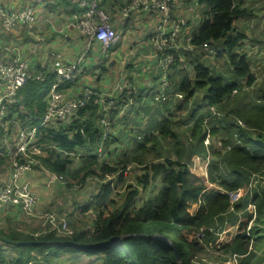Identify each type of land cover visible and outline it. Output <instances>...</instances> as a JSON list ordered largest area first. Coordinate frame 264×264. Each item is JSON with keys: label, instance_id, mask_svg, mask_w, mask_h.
Masks as SVG:
<instances>
[{"label": "trees", "instance_id": "obj_1", "mask_svg": "<svg viewBox=\"0 0 264 264\" xmlns=\"http://www.w3.org/2000/svg\"><path fill=\"white\" fill-rule=\"evenodd\" d=\"M124 2L99 0L98 6L107 10L104 7L115 6L116 9L119 5L117 9H120ZM196 2L202 4L203 9L186 36L191 48L170 46L164 49L172 56V63L163 72L167 81L163 86L164 99H154L156 90L152 86L146 93L123 86L115 92L116 98L108 109L109 130L104 136L99 122L102 111L93 94L72 110L68 122L54 127L49 124L36 127L35 143L40 145L42 153L38 158L43 167L64 177L74 176L68 166L74 158H81L85 163L88 160V173L101 178L96 192L78 208L83 212L92 206L95 216L90 228L71 230L67 235L43 231L34 236L22 229L0 226V240L10 246L13 253L8 257L2 256L0 251V264H49L50 259L60 258L61 253L69 254L71 262L77 260L81 264H191L192 250H188L185 243V235L191 228L202 227V237L207 241L214 240L216 232L225 224L235 221L239 226L245 224L250 217L245 210L246 202L256 200V188L252 187L253 195L247 193L248 196L245 194L233 203L234 211L229 209L225 191L246 186L250 175L264 168V0ZM68 5V12L77 9L74 4ZM187 24L184 20L181 26ZM204 54L219 60L221 67L208 64ZM99 58H93L92 65L90 61L85 64L80 75L91 72L93 67L99 70ZM103 63L101 61L100 66ZM185 67H188L187 73L182 72ZM161 69L159 67V73L153 75L157 83ZM75 81L66 80L56 88L68 96L79 95L77 91L65 90ZM52 82L53 74L48 69L43 79L29 78L17 88L14 102L7 109L9 130L15 122L38 124ZM92 90L97 92L94 87ZM171 109H185V112L176 119L171 117ZM139 110L147 113L146 122L136 119ZM113 127L127 130L128 137L123 140L122 148ZM206 133L209 141L204 148L202 140ZM2 137L0 128V165L7 166ZM165 137L170 145L157 151L160 139ZM150 150H155L156 155L144 160ZM194 153L208 156L206 181L216 188L206 187L202 175L198 177L189 172L188 160ZM127 160L143 165L134 176V186L126 182L130 188L120 206L106 210L109 194L122 183ZM105 177L107 179L103 180ZM155 178L158 179L156 188L153 187ZM147 185H150L147 193H141L147 190ZM262 188L257 208L260 212H264ZM192 202H198V206L190 214L187 206ZM263 230L264 226L252 227L249 234L261 241ZM144 233H156L166 240ZM232 240L231 245L222 244L223 250L245 252L247 237L243 231L236 232ZM170 244L176 247L178 260ZM190 248L195 250L197 246L191 241ZM251 252L238 257L236 264L264 262V256L252 261Z\"/></svg>", "mask_w": 264, "mask_h": 264}, {"label": "built area", "instance_id": "obj_2", "mask_svg": "<svg viewBox=\"0 0 264 264\" xmlns=\"http://www.w3.org/2000/svg\"><path fill=\"white\" fill-rule=\"evenodd\" d=\"M98 1L21 0L19 2V0H0V29L4 35L10 36L5 40L0 38V128L3 136L1 142L5 146L4 155L7 161V174H0V210L4 212L15 208L20 214L39 219L41 227L38 230L29 231L34 236L43 231H54L66 235L71 232L65 217L52 210L38 211L36 208L38 197L27 182L26 175L28 173L39 171L45 175L47 184L55 182L63 185L65 183L61 174L49 171L41 165L38 155L42 152L40 145L35 143L36 127L42 124L54 127L68 122L72 110L83 104L93 94L95 95L94 101L99 104V109L102 111L99 117L102 136L109 130L107 114L113 103V96L110 93L94 92L91 87L84 86L80 92L77 91L79 95L68 96L65 91L56 88L58 84L66 80L76 79L83 72L86 59L90 55H94V58L100 56L119 39L118 32L110 23L104 10L98 6ZM68 3L76 5L77 9L66 14L65 10L69 8ZM173 3L174 0H125L119 9L120 17L124 19L140 8L157 10L161 21L150 35V40L159 59L162 57L167 62H170L172 57L164 49L170 46L179 47L176 39L180 26L184 22L182 18L178 22L168 18ZM54 6H56L54 11L58 16L55 23L57 25H54L56 33L65 36L67 32H72L73 38L78 36L82 43L78 44L79 48L73 57L68 52L48 44L42 54L47 51L49 62H38L36 55L41 49V39L37 35L38 18L39 15L49 14L52 11L49 8ZM186 48H191V45L187 44ZM159 63L163 69L159 77L161 83L153 92L154 99L158 101L165 98L163 86L167 84L165 73H163L167 63H164L163 59ZM48 69L53 74V82L48 90L46 107L40 121L37 125H21L15 122L9 130L7 123L10 118L6 119L7 109L14 102L17 88L29 78L43 79ZM118 78L123 79L121 76ZM124 85L116 83V88L121 90ZM176 95L180 96L179 93ZM213 112L215 111L213 110ZM208 141L209 137L206 133L203 138L205 147ZM96 150L98 153L100 152V145ZM198 157L197 155L193 157V164L198 163ZM203 161L205 166L201 172L205 175L207 155ZM251 186L254 184L248 183L246 189L248 193L251 192ZM220 191L225 190L220 189ZM225 192L228 196L229 209L233 210V203L237 202L244 192L241 187ZM246 208L249 211H254V203L247 201ZM244 234L249 236L247 229ZM237 258L238 254L232 253L231 256H225L221 263L235 264Z\"/></svg>", "mask_w": 264, "mask_h": 264}, {"label": "rangeland", "instance_id": "obj_3", "mask_svg": "<svg viewBox=\"0 0 264 264\" xmlns=\"http://www.w3.org/2000/svg\"><path fill=\"white\" fill-rule=\"evenodd\" d=\"M115 4H113V5H115ZM118 6H117V8H118ZM178 6H180V8ZM183 7H184V1L183 0H174L173 6L170 10L168 18L170 20H174V22H176V21L178 22V20L180 18H186L187 16H190V14H193V13L194 14L195 13L200 14L201 10L203 9V5L198 4L197 2L194 3V0H188L187 7L186 8H183ZM104 8L107 9V10H104V12L108 16L109 21L111 22L112 16L116 12L117 8L115 9V6H107ZM146 13H150V15L148 16ZM132 15L136 16V18H137L135 21L136 23H134L132 21L127 25V27L122 26V29H121L122 31H120V34L118 31L119 27H117L115 25L116 31L118 32L119 37L121 35V32H122V36L126 34V36H123L122 38H124L128 44V46H125L124 48H122V50H121L122 54H120L121 60H123V61L120 60L121 63L124 65L127 64L128 65L127 67H129V70L126 71L125 68L124 69L122 68V71L120 72L121 74H125V76L119 75V73L117 72V69L110 66L109 65L110 63L108 64V61L103 63L105 65H109V67H107V68H105V66H100L101 64H100V62H98L100 69L97 70L93 67V70H91V72H88L87 74L84 75V78L86 77L85 79L81 78V75H80V77L76 78V81L74 82L73 86L68 87V89L71 88L69 90V93H74V91L76 92V89H78L80 92L84 86H89L91 88L92 87L96 88L97 92H108L113 96V98H116L115 92L119 90L116 88V83L121 84V85L125 84L124 86H130V88L131 87L133 88V91H135V90L136 91H138V90L143 91L144 86L146 87L145 89L149 88V86H147L148 81L150 79H155L154 76L150 77V76H147V74L148 75L149 74H151V75L156 74L155 67H156V65H160L159 62H162V59H163L164 63H167L166 68L168 66H170V64L172 63V59L170 60V62L165 61L164 58H162V57L159 59L158 53H156V51L154 50V47L152 46L150 36H149L156 30L158 22L160 20V15L157 13V10L153 9V8H151L149 10H145V9L140 8L137 12L131 14L130 16H132ZM55 16H56V12H54L53 15L50 16V21H55L56 20ZM175 16H178V17H175ZM196 18H198V17L197 16L194 17V19L192 20V23H195ZM115 19H116V17L113 19L112 22H114ZM153 19L155 21L152 24ZM192 26H193V24L188 25V28H187V25L186 26H180V29L178 31V36L176 39V42L179 44V47L185 46L184 44H182L183 42L180 44V40L181 41L184 40V37H185L184 34L187 35V33L190 32ZM144 37H147L149 42H150L151 52L149 54V57L148 56L139 57V54L137 55L136 52L134 51L137 49L138 50L139 49H145V47H139V45H138L139 43L143 42ZM182 37H183V39H182ZM118 40H121V39L119 38ZM72 41L75 45L82 43L81 38H79L78 36L73 38ZM119 42H116L117 43L116 45H118ZM114 44H112V46L108 47L104 53L100 54V58H102L103 56L105 57V59H109L110 57L111 58L117 57L114 53V49H115V47L113 46ZM126 49H129V50L134 49V50H133L132 54H129V53H124L126 51ZM153 58H156V60H154L155 64L150 61ZM117 59H119V58H117ZM204 59L206 61L208 60L209 61L208 64H210L214 68H215V66L221 67L220 61L215 60L213 58V56L210 54H204ZM120 61L117 62V68H119V69H121ZM187 68L188 67H185V69L182 70V72L187 73L185 71V70H188ZM153 69H154V71H153ZM97 71H99V73H97ZM129 74H132V75H129ZM118 75L121 76L123 79L118 78ZM98 76H101L104 79L107 78L109 80L108 84L105 85L106 86L105 91L104 90L102 91V89H101V88H103L102 84L99 85L97 82ZM193 97L194 96H192V98ZM171 110H172L171 117H174V118H176L177 116H180L181 114H183L185 112V109L178 110V111H174L173 109H171ZM118 114H120V113H118ZM136 119L142 123L146 122L145 120L147 119V113H144V112H142V110H139L138 116ZM176 119H179V117H177ZM179 127L181 128V125ZM113 128H114V131L116 132V134L118 133L117 138L119 137L120 139L117 141V143L119 144L120 148H122L123 140H125V137H128L126 134L127 130H123L120 128L117 129V127L116 128L113 127ZM202 142H203V140H202ZM149 144L150 143H147L146 146L149 147L150 146ZM203 144H204V142H203ZM169 145H170V140L167 139V137L161 138L160 139V148L157 147V151H159L162 148L168 147ZM204 148H205V144H204ZM155 155H156L155 150H150V152H148L147 155L145 156L144 160H149V159L153 158ZM193 155L196 156L194 153L190 156V158L188 160V166L187 167H188L189 172L191 174H193L194 176H198V177H200V175H202L203 180L206 183V187L216 188V185L206 181L208 174L205 172V175H204L201 172L205 166L204 165L205 162L203 161L205 159V157L198 154L197 155V156H199L198 160H197L198 163L193 164V162H192L193 157H194ZM171 156H173V153ZM85 162H86L85 159L81 160V158H79V159L74 158L70 162L68 167H69V170H71V172L74 173L75 175L74 176H66V177L61 176V178L63 180H65V183L63 185H59V184L53 185L52 190H51L52 193L49 197V199H52L50 201V204H48L47 206H40L39 207V210L41 212H44L47 210H52V211L56 212L57 214L65 217L67 220V224L72 231H77V230H82V229L84 230V229L90 228L92 226V221H93V218H94L95 212H96V210L94 208H92V206L83 212H80L78 209L79 205H82L83 203H86L89 201L90 195L92 193L96 192L97 187H98L99 183L101 182L100 181L101 178L99 176H95L94 174L88 173V171H87L88 167L86 166L88 164V160H87V163H85ZM127 162H128V164L126 165L125 169L123 170L124 173L122 175V180H121L122 183H120L118 185V187H115V190H112V192L109 194L108 200L106 201V210L120 206V204L124 198L125 192L127 191V189L130 188L129 185H126V182H128V183L130 182L132 184L131 187H133L134 186L133 180L135 178L134 176L136 173L140 172V168L143 165L141 163H138L136 160H133V161L127 160ZM206 163H207V161H206ZM223 166H224L223 163H221L219 165L220 168H222ZM199 169H200V171H199ZM205 171H206V167H205ZM106 179H107V177H105L103 180H106ZM248 183L254 184V188H256V190H257L256 193L258 194V197L256 198V200L253 201V203H254V209L253 210L254 211H252V210L249 211L245 206V210L247 212H249L250 217L247 219V221L245 222V224L243 226L242 225L239 226V223L237 221H235L233 224H229V225L225 224V227H223L222 230L216 232L217 238L215 237L216 240L214 243H213V239L205 241V238L202 237L203 236V228L202 227L195 228V229L191 228L190 229L191 231L185 235V239H186L185 243L186 244L188 243V250H190V251L192 250L191 251L192 256H191V259L189 260L191 262V264H222L221 261L225 258V256L228 257V256H231L232 253H237V252H232L233 250L231 248L223 250L222 244H224V243L230 244L233 241L232 238L236 232H242L243 231V233H244L247 229L248 234H249V228H252V227L260 228V226H264V212H260L257 209L258 206H260L259 199H260V196L262 193L260 190L262 187H263L262 189H264V168L260 169V171H255V173H252L249 177ZM153 184H155V185H153L154 188H156L158 186V179L157 178H155V181L153 179ZM247 185L246 186L244 185L241 187L243 192H244L243 196L245 194L248 196V194H247L248 192L246 190ZM146 187H147V190L146 191L143 190V191H141V193H147V191L150 188V185H147ZM252 187L253 186H251V194L253 195ZM55 189L57 191H60V192L56 193ZM197 206H198V202L189 203L187 206V211L190 214H192L196 211ZM233 211H234V208H233ZM239 212H240V210H239ZM250 218H251V220H250ZM10 225L13 227H10ZM0 226L3 228L22 229L23 231H26V232H29L31 230H36V229L38 230L39 227H41L39 224V221L36 218L29 217V216L24 215V214H19L16 219H8V220L2 219V223H0ZM147 226H149V225H147ZM198 233H199V235H197ZM153 234H156V233H153ZM200 234H202V235H200ZM253 235L257 236V234H253ZM245 236L247 237V242L244 245V249H246V250H245V252L237 253L238 257L241 258L248 251H252L251 253L254 255L251 259L252 261L256 260L259 257L264 256V230L262 232L263 239L260 241L259 238H257L259 242L257 241V239L252 237L251 234H249V236H247V235H245ZM191 241L193 243H195V245L197 246V248H195V250L190 248ZM208 242L211 244H209ZM0 246H2V248L0 247L1 248L0 251L2 252L1 253L2 256L4 255V256L10 257L13 254L12 251L10 250L11 247L3 244L1 242V240H0ZM60 256L61 257L57 258V259H53V260L50 259L49 264H81L77 260L71 262V260H69V254L61 253ZM59 260H60V262H59Z\"/></svg>", "mask_w": 264, "mask_h": 264}, {"label": "crops", "instance_id": "obj_4", "mask_svg": "<svg viewBox=\"0 0 264 264\" xmlns=\"http://www.w3.org/2000/svg\"><path fill=\"white\" fill-rule=\"evenodd\" d=\"M21 0H19V2H20ZM184 1V7L183 8H186L187 7V2H188V0H183ZM196 2V0H194V3ZM189 4V3H188ZM56 6H54V7H52V8H49V10H52V11H50V13L49 14H44V15H39V18H38V22H37V35H38V37L41 39V42H40V46H41V49L38 51V53H37V55H36V57H37V61L38 62H43V63H48L49 62V58H48V56H47V51H44V53L42 54V52H43V50L46 48V46L48 45V44H51L52 46H56V47H58V49L59 50H62V51H65V52H68L69 53V55L71 56V57H73L75 54L74 53H76L77 52V50H78V48H79V45L77 44V45H75L74 43H73V41H72V39H73V35L74 34H72V32H67V34L65 35V36H63V35H59V34H57L56 33V30H54V25H57V24H55L56 23V20L55 21H50V16L51 15H53V13L54 12H56V11H54V8H55ZM179 8H180V6H178ZM68 9L69 8H67V10H65V12H66V14H68ZM152 13V12H151ZM148 16L150 15V13H146ZM198 17V18H196V21H195V23L197 22V20H199V18H200V14H198V13H193V14H190V16H187L186 18H182L183 20L185 19V20H187V22H188V24H187V28H188V25H192L193 24V26L195 25V23H192V20L194 19V17ZM56 17V19H57V15L55 16ZM60 17H62V15H60ZM116 17V19H115V21L114 22H112L113 21V19ZM175 17H178V16H175ZM136 16H134V15H132V16H129L128 18H121L120 17V13H119V9H117L116 10V12L113 14V16H112V19H111V24H112V26L113 27H115L116 28V26L117 27H119V29H118V31H119V34H120V31H122L121 29H122V26H125V27H127V25L130 23V22H134V23H136L135 21H136ZM155 20L153 19L152 20V24H153V22H154ZM161 21V18H160V20H159V22ZM158 22V23H159ZM151 24V25H152ZM116 25V26H115ZM192 26V27H193ZM191 27V28H192ZM124 28V27H123ZM186 28V29H187ZM185 29V30H186ZM127 33V32H126ZM150 33V32H149ZM148 33V34H149ZM147 34V33H146ZM123 36H126V34L125 35H123ZM122 36V32H121V35H120V39L122 40H118L117 42H119V44L118 45H116L117 43H115L113 46L115 47V49H114V53H115V55L117 56V57H114V58H109V59H105V57H102L101 59H100V62L101 61H103V62H107L108 61V64L110 65V66H112L113 68H116L117 69V72L119 73V75H123V76H125V74H121L120 72L122 71V68L124 69L125 68V70L127 71V70H129V67H127L128 65L127 64H122L121 63V61H123V60H121V56H120V54H122L121 53V50H122V48H124L125 46H128V44H127V42L125 41V39L124 38H122L123 37ZM150 36V35H149ZM184 40L183 41H181L180 40V44L182 43V44H184L185 46L187 45V43H186V41H187V39H186V34H184ZM10 36H6V35H4L3 34V32H2V30L0 29V38H2L3 40H5V39H8ZM63 39V40H62ZM182 39H183V37H182ZM24 42H26V41H24ZM116 45V46H115ZM139 45V47H145V49H137V50H134V49H131V50H129V49H126V51L124 52V53H129V54H132L133 53V50L136 52V54L138 55L139 54V57H143V56H148L149 57V54H150V52H151V46H150V42H149V40H148V38L147 37H144V39H143V42H141V43H139L138 44ZM113 47V48H114ZM182 47H184V46H182ZM138 57V58H139ZM93 58H94V55L92 56V55H90L89 57H88V59H86V63L85 64H89V61H90V65H92V63L94 62L93 61ZM117 58H119V59H117ZM121 60V61H120ZM154 60H156V58H153V59H151L150 61L151 62H153L154 64H155V62H154ZM115 61V62H114ZM120 61V63H121V69H119V68H117V62H119ZM88 62V63H87ZM109 65H105V64H103V66H105V68H107V67H109ZM154 66V65H153ZM159 65H156V67H155V72H156V74L157 73H159L158 72V70H159ZM162 68V67H161ZM93 70V69H92ZM162 71H163V69H161ZM84 71V70H83ZM152 71V70H151ZM150 71V72H151ZM153 71H154V69H153ZM162 71H160V74L162 73ZM89 71H87V73H88ZM149 72V73H150ZM87 73H85V74H87ZM97 73H98V71H97ZM85 74H83L82 76H81V78H83V79H85L84 78V75ZM118 75V76H119ZM129 75H132V74H129ZM147 76H150V77H153V75H151V74H147ZM108 79L107 78H103V77H101V76H98L97 77V82H98V84L99 85H101L102 84V87L103 88H101L102 89V91L104 90H106V86L105 85H107L108 84ZM156 82V80L155 79H150L149 81H148V83H147V86H149V88H148V90H150L151 89V87L150 86H152V87H154V90L156 89V88H158L159 86H160V80H159V83H157L156 82V85L154 86L153 84ZM159 84V85H158ZM105 87V88H104ZM68 88H66V91H69L70 89H68ZM153 90V89H152ZM76 91H78V89H76ZM146 91H147V89L146 90H143L142 92L143 93H146ZM75 92V91H74ZM0 174L1 175H6L7 174V166H4V165H0ZM26 179H27V182L29 183V185H30V188L35 192V194H36V196L38 197V199H37V205H36V208L38 209V211H40L39 210V207L40 206H47L48 204H50V201L52 200V199H49V197H50V195H51V193H52V186L53 185H55V184H57L58 185V183H55V182H53V183H51V184H47L46 183V181H45V175H42L39 171H33L32 173H28L27 175H26ZM55 191H56V193H59L60 191H57L56 189H55ZM55 204V203H54ZM20 214V212L18 211V209H15V208H10L9 209V211H4V212H2L1 210H0V223H2V219L4 220L5 218H8V219H16L17 218V216ZM37 220H39V219H37Z\"/></svg>", "mask_w": 264, "mask_h": 264}, {"label": "water", "instance_id": "obj_5", "mask_svg": "<svg viewBox=\"0 0 264 264\" xmlns=\"http://www.w3.org/2000/svg\"><path fill=\"white\" fill-rule=\"evenodd\" d=\"M143 235H145V236H149V237H160V238L166 240V238H164V237H162V236H160V235H158V234L144 233ZM4 240L9 241L10 239H9V238H4ZM17 242H18V243H21V242H26V241H17ZM28 242H30V241H28ZM170 247H171V249H172V252H173V255H174L175 259L178 260V254H177L176 247H175L173 244H170ZM262 264H264V262H262Z\"/></svg>", "mask_w": 264, "mask_h": 264}]
</instances>
